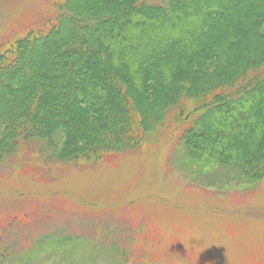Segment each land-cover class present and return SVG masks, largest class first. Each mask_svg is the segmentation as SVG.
Returning <instances> with one entry per match:
<instances>
[{"label": "trees", "instance_id": "1", "mask_svg": "<svg viewBox=\"0 0 264 264\" xmlns=\"http://www.w3.org/2000/svg\"><path fill=\"white\" fill-rule=\"evenodd\" d=\"M88 1L56 2L0 52V151L36 140L72 166L103 161L175 113L185 163L263 178L264 0Z\"/></svg>", "mask_w": 264, "mask_h": 264}, {"label": "rangeland", "instance_id": "2", "mask_svg": "<svg viewBox=\"0 0 264 264\" xmlns=\"http://www.w3.org/2000/svg\"><path fill=\"white\" fill-rule=\"evenodd\" d=\"M58 1L0 0V52L45 29ZM175 115L103 161L72 166L36 140L0 151V264H264V177L185 163L190 121Z\"/></svg>", "mask_w": 264, "mask_h": 264}]
</instances>
